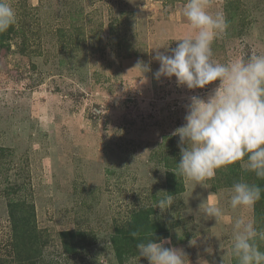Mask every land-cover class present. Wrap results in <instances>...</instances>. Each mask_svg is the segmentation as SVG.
Here are the masks:
<instances>
[{"label": "rangeland", "instance_id": "1", "mask_svg": "<svg viewBox=\"0 0 264 264\" xmlns=\"http://www.w3.org/2000/svg\"><path fill=\"white\" fill-rule=\"evenodd\" d=\"M186 2L10 0L15 33L0 47L2 264H23V254L42 256L39 264H148L136 247L118 262L110 241L142 208L154 210L150 220L168 230L165 247L183 249L190 264L199 258L237 264L230 244L235 218L253 219L264 229V198L253 209L231 207L228 189L257 181L241 162L217 170L207 189L176 171L180 149L168 146V138L184 125L190 98L207 100L219 83L188 90L175 77L154 76L160 66L155 49L169 46L158 51L170 55L190 34L182 15ZM208 11L222 13L228 23L212 44L214 60L264 54V0H209ZM138 61L151 69L143 83ZM166 170L184 190L162 212L154 206L169 195ZM211 192L224 215L217 222L200 216L197 224L199 205ZM10 200L34 208L39 252L30 239H14ZM69 230L83 234L74 256L61 246L60 233Z\"/></svg>", "mask_w": 264, "mask_h": 264}, {"label": "clouds", "instance_id": "2", "mask_svg": "<svg viewBox=\"0 0 264 264\" xmlns=\"http://www.w3.org/2000/svg\"><path fill=\"white\" fill-rule=\"evenodd\" d=\"M208 7L209 0H187L182 15L190 34L176 41L170 55L158 51L168 50L167 46L155 49L154 57L160 65L154 74L157 80L175 77L177 85L188 90L219 82L207 100L195 95L190 98L184 125L172 133L179 137L177 173L206 189L205 182L215 177L217 170H226L237 162L258 180H264V54L237 57L226 63L214 60L212 44L226 31L228 23L222 13L213 15ZM15 23L16 13L10 0H0V33ZM135 68L142 71V83L146 82L144 74L151 71L150 67L138 61ZM96 114L101 115L99 111ZM228 192L232 209H253L264 188L241 180ZM215 201L216 193L211 192L199 205L195 223H199L200 216L217 222L224 215ZM173 204L174 197L167 195L154 207L163 212ZM130 235L136 239L140 233L133 231ZM259 242H264V229L258 230L253 219H234L230 244L237 264H264ZM170 243L169 239L156 242L152 237L140 240L135 247L139 259H147L148 264H190L183 249L165 247ZM206 251L210 254L212 249ZM197 264L208 261L199 258Z\"/></svg>", "mask_w": 264, "mask_h": 264}, {"label": "trees", "instance_id": "3", "mask_svg": "<svg viewBox=\"0 0 264 264\" xmlns=\"http://www.w3.org/2000/svg\"><path fill=\"white\" fill-rule=\"evenodd\" d=\"M14 33L15 32L12 27H10L6 32L0 33V47L6 46L8 42L11 40ZM172 137L173 138H168L169 139L168 146L171 147L174 145H178L179 143L178 136L177 137L172 136ZM163 140H165V138ZM164 147L165 145L162 141L159 144V151L154 152L153 156L155 158L159 157V155L161 156L162 149H164ZM167 159L169 160L170 158L168 157ZM175 162L179 163V160L177 159L175 160ZM230 172L233 173V169H231ZM165 174H166L165 187L168 190L169 195L174 196L179 193H182L184 187L182 182L177 181L176 174L170 170H166ZM222 177L223 180L226 182L227 177L223 175ZM222 177L219 179H222ZM231 182H232L231 180H228L227 185L228 184L232 185L233 183ZM256 184H259L263 188V180L257 179ZM263 198H264V192H262L261 194V199ZM23 202L20 201L13 202L12 200H10L7 203L9 223L11 224L14 239H17V241L19 242L24 241L25 239H30V244H32V246H34V249L38 251L40 247L38 246L39 243L36 244L37 241L35 239H37V236L33 234L35 228L32 227V223L35 218L34 208L25 207V204H23ZM23 211H27V212L24 213ZM153 213L154 210L149 208L148 209L142 208L139 211H134L131 215V218L127 221L125 227L123 229L117 228L116 232L112 235L110 241L112 243L115 258L118 262H122L123 255L128 253L130 250H133L135 248L136 243L139 242L140 240L146 238L150 239L153 237L154 241L159 242L161 238H167L169 236L168 230L164 227L163 223L150 220V216ZM133 231H137L140 233V235L136 239H133V237L130 235V232ZM82 235L83 234H81L80 232H74L70 230L63 231L60 233L61 246L63 253L65 255L74 256L79 252L80 249L79 238ZM17 255L20 258V254ZM41 259L42 256L37 257L36 255L30 257L29 255L24 256L23 254V264H39L41 262ZM2 262L3 261H1L0 259V264H2ZM19 264L22 263L19 262Z\"/></svg>", "mask_w": 264, "mask_h": 264}]
</instances>
